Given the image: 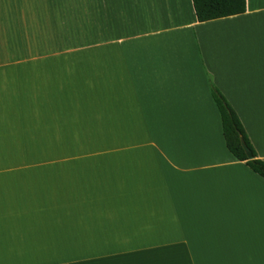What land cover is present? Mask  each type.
<instances>
[{
    "label": "crops",
    "instance_id": "obj_1",
    "mask_svg": "<svg viewBox=\"0 0 264 264\" xmlns=\"http://www.w3.org/2000/svg\"><path fill=\"white\" fill-rule=\"evenodd\" d=\"M264 0H0V264H264Z\"/></svg>",
    "mask_w": 264,
    "mask_h": 264
},
{
    "label": "trees",
    "instance_id": "obj_2",
    "mask_svg": "<svg viewBox=\"0 0 264 264\" xmlns=\"http://www.w3.org/2000/svg\"><path fill=\"white\" fill-rule=\"evenodd\" d=\"M198 22H206L219 18L239 15L245 12V0H191ZM209 89L213 101L219 112L225 146L229 153L255 174L264 179V161L257 155L242 127V124L227 100L220 91L209 81ZM242 137L252 153L248 159L240 146L239 137Z\"/></svg>",
    "mask_w": 264,
    "mask_h": 264
},
{
    "label": "water",
    "instance_id": "obj_3",
    "mask_svg": "<svg viewBox=\"0 0 264 264\" xmlns=\"http://www.w3.org/2000/svg\"><path fill=\"white\" fill-rule=\"evenodd\" d=\"M239 141H240V146L243 149L246 157L248 159H252V153H251L250 149L247 147V145L245 144V142L241 136L239 137Z\"/></svg>",
    "mask_w": 264,
    "mask_h": 264
}]
</instances>
